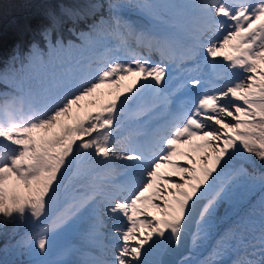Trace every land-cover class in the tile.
<instances>
[{"label":"snow or ice","instance_id":"1","mask_svg":"<svg viewBox=\"0 0 264 264\" xmlns=\"http://www.w3.org/2000/svg\"><path fill=\"white\" fill-rule=\"evenodd\" d=\"M103 7L91 4L79 16H95ZM129 7L152 16L156 5L148 0H137L135 5L108 0L107 18L101 15L90 28L109 27L108 35L119 40L116 50L123 48L130 59L117 58L96 66L91 60L86 64L77 61L75 69L51 79L27 86L14 83L18 95L13 96L5 115H14L9 109L17 101L20 110L27 109L31 115L16 124L0 123V142L13 146L0 158V214L4 217L41 221L54 183L73 163L77 165L75 174L86 177L89 173L80 169L85 158H99L97 163L103 164L113 157L127 161L122 165L124 185L118 191L93 189L71 204L54 226L42 224L30 235L28 259L23 264H63L49 259V233L70 228L81 210L89 212V232L95 237L104 236L101 230L111 222V256L91 264H168L163 257L180 246L189 224L191 247L208 238L211 217L218 203L229 199L233 181L259 183L264 189V172H249L243 164H234L238 158L255 167V157L264 166V0H198L195 7L200 18L194 41L184 48L169 34L137 29L123 19L119 13ZM60 22L58 17H50L41 36L49 39ZM206 34L210 35L205 39ZM139 48L148 55H141ZM226 48L231 50L227 54ZM153 52L159 59L151 58ZM178 54L182 60L202 55L213 70L221 57L226 62L225 74L217 79L224 82L181 101L165 134L155 131L143 148L117 154L110 146L111 134L125 105L145 90L165 105L172 103L175 90H168V64L175 62ZM229 71L242 75L226 79ZM130 77L131 82L125 84ZM191 83L199 85L201 81L193 79ZM101 89L116 94L93 111L88 105L97 104ZM182 146L187 150L181 151ZM177 156L184 157V162L173 159ZM162 164L175 172H159ZM226 169L230 174L224 180ZM13 179L23 185L26 195L9 192L7 182ZM210 190L212 195L207 197ZM202 198L206 202L197 210ZM259 211L258 220L241 218L220 237L209 257L197 264H220L217 257L232 244L252 249L251 258L233 264H264V197ZM175 264L193 262L190 256H181Z\"/></svg>","mask_w":264,"mask_h":264},{"label":"rangeland","instance_id":"2","mask_svg":"<svg viewBox=\"0 0 264 264\" xmlns=\"http://www.w3.org/2000/svg\"><path fill=\"white\" fill-rule=\"evenodd\" d=\"M14 1L15 0H0V14H2L3 12L6 13L8 10L15 7ZM103 1L104 0H48L47 3L57 11H59V8H58L59 3H66L70 7L72 6L71 10L74 14L79 15L82 12L79 9L80 6L88 9L89 5L96 4V3L102 4V3H104ZM122 2L127 3L129 5H135L137 3V0H130V1L129 0H122ZM148 2L156 5V7L153 9L154 15H152V16H149L147 14H145V15H147L150 19H152L153 22L156 23V25L161 28L163 34H169V35L174 37V36H180L181 34L188 32V19H187L188 15H185V12H181L177 6H176V8H171V9L168 7L170 2H172L174 4L173 0H148ZM107 3H108V1H107ZM76 6H79V8ZM129 8L134 9L135 11H139L135 7H129ZM68 9H70V8H68ZM103 11L104 12L101 13V15H103L105 18H107V16H108L107 4H106V8H104ZM165 11H170V14H168V16L163 17L162 13H164ZM101 15H98V18ZM76 17H78V16H76ZM98 18H95L94 20H97ZM80 19L83 20L82 18H80ZM80 19L76 18V20H80ZM44 25L48 26L49 22L44 24ZM100 27L102 28V30L110 29L107 26H100ZM59 33L65 34V36L68 35L71 38H74L75 37L74 35L78 36L79 35L78 33H80V31H79V27L76 25L75 19L70 20V21H65L63 24H60L58 26V28L51 34V36L48 40H51V38L53 36L55 37L56 41L62 40L63 37ZM108 36H110V35H108ZM15 39H16V41H15V44L13 45V48H17L18 50H20L23 39L22 38L20 39V37L17 35H16ZM33 39L35 40V42H34V45H32V48L29 52V54H35V57H33L32 61H35L36 59L40 58L39 57L40 55L46 59H54L59 54L63 53L67 48V47H61L60 52L50 54L49 52L43 51L44 50V48L42 47V42L44 41L43 37H40V38L36 37ZM177 43H178V41H177ZM46 45H50V44L48 43ZM75 45L76 44H72V45H69V47H73ZM35 51H40V52H35ZM47 62L48 61H44V63H47ZM29 66H33V65H29ZM10 74H8L7 76H10V77L15 76V74L12 70H10ZM7 79H5V81H7ZM0 87H1L0 90H2V86H0ZM105 92H106V89L99 90L97 97L99 96L100 98H104ZM1 105H2V102L0 101V106ZM6 106L9 107V104ZM3 110H4V108H3V106H1L0 107V113H2ZM9 110H11V109H9ZM12 111H13V109H12ZM1 116H2V114H0V117ZM11 118H8L5 120L9 123L15 124L14 121L13 122L10 121ZM229 119H231V118H229ZM10 146L11 145L5 144L4 142H0V150L2 148H5L6 150H8V147H10ZM4 152L6 153V155H3V158H5L7 156V154L9 153L6 151H4ZM0 158H2V156ZM197 163L198 164L200 163L199 157H197ZM240 163H244V161H241L238 158L236 159V161H234L235 166L239 165ZM84 171H87V170L85 169ZM171 173H174V171L172 170ZM75 183H76V181L73 180L71 183V186L67 188V190H69L71 188V190H70L71 195L83 193L85 196H87L91 193L90 188H97L98 191L102 192V193L114 192L113 191V188H114L113 185L114 184L110 180H107L106 182H101L97 186H94V184H91V183L89 184L88 182H84V183L78 184V185H75ZM57 185H58V182H55L54 187ZM72 185H73V187H72ZM7 187H8L9 192L15 191L17 194L26 195V192L23 188V185L18 184V182H16L14 179L9 180L7 182ZM249 190H254V186L252 183H247L245 185L244 191L248 192ZM246 195H248V193ZM69 198L70 197L66 198V201H70ZM99 199H100V197H97V200H99ZM56 202H57V198H55L53 201H51V199H49L48 207L46 209V215L51 210V206L53 204H55ZM61 204H63V201H60L59 206ZM227 209H228V207L226 208V210ZM259 210H260V203H255V204L249 203V204L245 205L242 209V211H246L247 217H251V218L257 219V220L259 219V214H260ZM87 213H89V212L82 210L80 213L77 214L76 217L73 218L72 226L70 228L54 230V231L49 233V238L51 239L55 250L66 248L68 251V253H67L68 255H72L73 247L75 245L79 244L81 247H83V249L80 250L82 252V254L80 256L84 258L82 260V263L91 264V262L96 260V259H106V258H110V256H111V252L113 251V249L111 247L112 241L109 239V233L111 231V227H110L111 222H107L109 227L101 230L102 232H104V236L95 237L89 232V225L91 223V219L87 218V215H86ZM153 214L159 215L158 213H155V212H153ZM47 217L48 216H45V218H47ZM236 219L229 218L225 222V224L222 226L220 231L217 233V235L211 241L212 243H214V245H217V241L220 239V237L226 231L235 227V225H236L235 220ZM15 220L17 223L14 224ZM213 220H214V218L212 216L211 217V223H213ZM0 222L2 224V227L0 229V235L3 238L11 237L13 232H14L13 234L15 236H17L19 234L23 235V234L29 233L30 231L34 230L37 227L35 224H32V223H36V222H32L31 224H30V220L27 222H21V221H19V219L17 217H10L9 218V217H4L2 214H0ZM82 228H85L84 233L79 232V231H82ZM18 238H19V236H18ZM82 240H84V242ZM84 244L86 246V251H85ZM240 245L243 248V251L245 254H249L252 251L251 248L245 246L244 244H240ZM231 247H232V245L229 246L228 248H226L225 250H223V252L226 254L224 256V258H226L227 256L232 254ZM28 251H29V249H28ZM28 251H27V255H28ZM76 255H77L76 253L73 254L74 258L79 260V256H76ZM50 256H52V255H50ZM202 256H204V255H202ZM206 256H209V254H207V252H206ZM52 260L57 261V259H52ZM200 260H201V258H200Z\"/></svg>","mask_w":264,"mask_h":264},{"label":"trees","instance_id":"3","mask_svg":"<svg viewBox=\"0 0 264 264\" xmlns=\"http://www.w3.org/2000/svg\"><path fill=\"white\" fill-rule=\"evenodd\" d=\"M45 1L47 0H15V7L0 14V74L5 73L4 68H7L11 63V55L18 50L13 48L16 35L23 39V46L20 49L24 51L34 36L41 35L42 30L46 28L44 24L49 21V15L45 10ZM12 63L16 64V61H12ZM243 166L249 172L257 174L264 172V166H261L259 161H256L255 167L246 162L243 163ZM246 184L240 181H233L230 184L228 200L233 206L230 214L236 212L242 205L251 201L260 202L264 197V189L260 187L259 183H252L254 190L248 192L244 191ZM247 193L248 195H246ZM226 201H220V208H224ZM28 243L27 237L12 240L0 238V264H23L25 260L22 256L26 253Z\"/></svg>","mask_w":264,"mask_h":264}]
</instances>
